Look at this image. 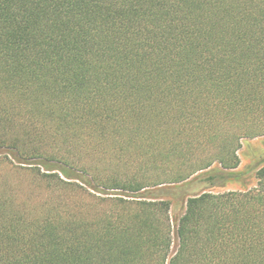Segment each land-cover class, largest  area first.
Listing matches in <instances>:
<instances>
[{"label":"trees","instance_id":"1","mask_svg":"<svg viewBox=\"0 0 264 264\" xmlns=\"http://www.w3.org/2000/svg\"><path fill=\"white\" fill-rule=\"evenodd\" d=\"M257 137L264 0H0V264H264Z\"/></svg>","mask_w":264,"mask_h":264},{"label":"rangeland","instance_id":"2","mask_svg":"<svg viewBox=\"0 0 264 264\" xmlns=\"http://www.w3.org/2000/svg\"><path fill=\"white\" fill-rule=\"evenodd\" d=\"M238 156L240 164L234 171L237 177L232 181L226 182L223 186L214 187L207 190V192L224 193L228 191H246L255 186L256 172L259 169L264 168V137L243 140L241 148L238 151ZM200 186L192 183L184 188L178 187V198L180 199V196H183L184 193L189 194V192L197 190ZM179 199L178 201H171L170 217L174 223L183 214L185 208L184 199L183 201H180ZM174 229L175 226L173 227V231ZM175 245L176 241L174 240L173 248H175Z\"/></svg>","mask_w":264,"mask_h":264}]
</instances>
